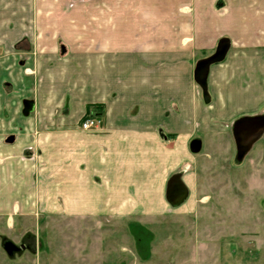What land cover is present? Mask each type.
<instances>
[{
    "label": "crops",
    "instance_id": "0c3cea01",
    "mask_svg": "<svg viewBox=\"0 0 264 264\" xmlns=\"http://www.w3.org/2000/svg\"><path fill=\"white\" fill-rule=\"evenodd\" d=\"M223 39L206 104L195 67ZM248 119L244 157L264 146V0H0V219L126 217L175 175L189 200L198 154Z\"/></svg>",
    "mask_w": 264,
    "mask_h": 264
},
{
    "label": "rangeland",
    "instance_id": "374dc122",
    "mask_svg": "<svg viewBox=\"0 0 264 264\" xmlns=\"http://www.w3.org/2000/svg\"><path fill=\"white\" fill-rule=\"evenodd\" d=\"M235 125L215 156L198 154L196 188L180 207L165 199L169 177L161 200L132 203L126 217L0 219V264H264V146L239 161Z\"/></svg>",
    "mask_w": 264,
    "mask_h": 264
},
{
    "label": "water",
    "instance_id": "95a60500",
    "mask_svg": "<svg viewBox=\"0 0 264 264\" xmlns=\"http://www.w3.org/2000/svg\"><path fill=\"white\" fill-rule=\"evenodd\" d=\"M231 47V43L227 39H223L219 42L216 52L209 58L203 59L199 61L195 67L194 71V80L196 84L201 88L203 92V98L206 104L210 103V95L208 93V76L210 72V68L212 65L222 62ZM34 102L33 101H25L23 102V115L29 116L34 112ZM251 120H241L235 126V136L238 144V157L242 159L244 155L249 152L253 144L258 140L260 135L262 134V130L259 132L253 133L250 132L249 136H242L240 134L242 130V125L248 124ZM194 144L192 145V151L198 152V149H194ZM189 191L187 186L181 179V175L173 176L166 188V200L168 204L172 208H178L183 205L188 199ZM6 252L11 256L14 251H17V247H15L12 243H8L5 247Z\"/></svg>",
    "mask_w": 264,
    "mask_h": 264
},
{
    "label": "built area",
    "instance_id": "2783aa9c",
    "mask_svg": "<svg viewBox=\"0 0 264 264\" xmlns=\"http://www.w3.org/2000/svg\"><path fill=\"white\" fill-rule=\"evenodd\" d=\"M81 130L88 133L99 132L103 130V121L100 114L89 113L81 123Z\"/></svg>",
    "mask_w": 264,
    "mask_h": 264
},
{
    "label": "trees",
    "instance_id": "16d2710c",
    "mask_svg": "<svg viewBox=\"0 0 264 264\" xmlns=\"http://www.w3.org/2000/svg\"><path fill=\"white\" fill-rule=\"evenodd\" d=\"M96 109V111L100 114L101 113V107H95L94 110Z\"/></svg>",
    "mask_w": 264,
    "mask_h": 264
},
{
    "label": "flooded vegetation",
    "instance_id": "af4514ba",
    "mask_svg": "<svg viewBox=\"0 0 264 264\" xmlns=\"http://www.w3.org/2000/svg\"><path fill=\"white\" fill-rule=\"evenodd\" d=\"M5 245H8V244H6V242H5ZM5 247H6V246H5ZM24 248H27V247L25 246ZM16 252H18V251H14L12 255H15ZM16 254H17V253H16Z\"/></svg>",
    "mask_w": 264,
    "mask_h": 264
}]
</instances>
